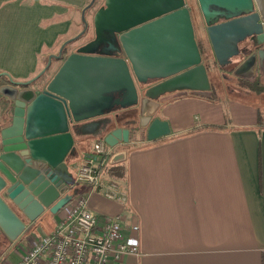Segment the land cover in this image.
I'll return each mask as SVG.
<instances>
[{
    "label": "water",
    "instance_id": "obj_1",
    "mask_svg": "<svg viewBox=\"0 0 264 264\" xmlns=\"http://www.w3.org/2000/svg\"><path fill=\"white\" fill-rule=\"evenodd\" d=\"M186 1L103 0L93 16L94 38L68 53L51 80L37 79L53 54L29 80L0 73L8 78L0 85V229L9 240L76 195L68 164L76 142L100 139L109 165L125 161L127 151L116 147L129 143L131 128L119 124V111L135 108L152 141L170 134L157 116L162 103L187 93L211 97ZM196 1L216 66L242 54L233 77L253 82L264 74V0ZM86 30L85 23L61 49ZM246 41L255 50H241Z\"/></svg>",
    "mask_w": 264,
    "mask_h": 264
},
{
    "label": "crops",
    "instance_id": "obj_2",
    "mask_svg": "<svg viewBox=\"0 0 264 264\" xmlns=\"http://www.w3.org/2000/svg\"><path fill=\"white\" fill-rule=\"evenodd\" d=\"M90 2L0 0V73L29 79L83 29L82 14L93 33V16L103 0L83 13ZM44 47L50 50L43 52ZM246 88L243 97L187 93L162 103L158 117L168 121L170 134L140 142L131 137L116 147L127 151L120 179L105 166L104 179L119 183L124 203L105 198L100 189L73 185L76 195L88 198L90 212L120 217L123 236L133 222L140 227L139 255L110 258L109 264H264V94ZM119 124L124 127L122 118ZM97 140L76 142L79 154L91 151ZM81 161L72 162L74 172ZM47 215L26 222L15 241L0 229V264H17L32 238L27 232Z\"/></svg>",
    "mask_w": 264,
    "mask_h": 264
},
{
    "label": "built area",
    "instance_id": "obj_3",
    "mask_svg": "<svg viewBox=\"0 0 264 264\" xmlns=\"http://www.w3.org/2000/svg\"><path fill=\"white\" fill-rule=\"evenodd\" d=\"M107 161L108 150L98 139L75 166L72 185L85 184L90 192L100 189L105 198L124 203L126 195L119 183L104 179ZM87 199L85 195H75L57 213L49 233L30 238L29 247L17 264H109L110 258L138 256V223L133 222L129 235L123 236L120 217L96 216L88 210Z\"/></svg>",
    "mask_w": 264,
    "mask_h": 264
},
{
    "label": "rangeland",
    "instance_id": "obj_4",
    "mask_svg": "<svg viewBox=\"0 0 264 264\" xmlns=\"http://www.w3.org/2000/svg\"><path fill=\"white\" fill-rule=\"evenodd\" d=\"M186 5L188 6V8H190V12H191V16L193 17V20H194V26H196L197 28V33L195 34L196 36V39L197 41L200 43L199 45L202 47H204V58H205V62L207 63L208 67L210 68V72H209V76H210V79L211 81L216 85L218 83L220 84H223L224 86H227V84L225 82H229L227 79L228 76H231V73L228 72L230 70V68H220L218 66H216V63H214V56L212 54V50H211V47H210V44H209V41H208V38H207V35H206V32H205V28H204V24L201 20V16H200V12L198 11V4L194 1V0H187L186 1ZM85 15V14H84ZM81 16V20H82V23H83V27L85 25V23L87 24V30L85 31V33L83 34V36L81 35L80 38H77L76 40L73 41V44H81L83 42H85L91 35H92V31H90L88 33V25H89V22L87 21L86 17L85 16ZM83 18L85 19V22L83 21ZM77 35V34H76ZM75 35V36H76ZM74 47V46H73ZM72 48V46H71ZM50 48L48 49L47 47H44V49L42 50L43 52H46V51H49ZM50 55H48L49 57ZM47 57V59H48ZM215 64V65H214ZM40 65H43V67L38 71L39 69V66ZM40 65L38 66V69L36 70L37 72H32L30 74V78H33L35 77L37 74H39L41 72V70H43V68L46 66V63L43 64V63H40ZM10 78L12 80H17L15 78H13L11 75H9ZM8 78L7 77H1L0 80H7ZM27 79V80H29ZM220 80V81H219ZM231 83V82H229ZM231 88H232V84H230ZM247 89V88H246ZM247 90H245V88H242V90L239 92H232L231 91H221V90H217L215 91L214 95H221L222 94H228V95H231V96H240V97H243ZM242 92V93H241ZM260 99H263L261 97H259ZM246 99V98H245ZM260 103H263V107H264V102H260ZM122 113L120 114V117L122 118V125H124V127L126 128H132L134 126H137L138 123H139V113L138 111L135 109V108H129V109H125L123 111H121ZM158 116V114H157ZM82 153L79 154L77 156L76 159H74L73 161H78V159L82 158ZM72 161V162H73ZM69 165V168H70V171L74 172V162ZM49 216L48 219H46L44 216V218H42L41 220H39L35 226H33L26 234L27 237H37L39 236L41 233H44L47 232L49 229H51L52 225L55 224V219L57 218V214H50V215H47ZM25 236V237H26Z\"/></svg>",
    "mask_w": 264,
    "mask_h": 264
},
{
    "label": "flooded vegetation",
    "instance_id": "obj_5",
    "mask_svg": "<svg viewBox=\"0 0 264 264\" xmlns=\"http://www.w3.org/2000/svg\"><path fill=\"white\" fill-rule=\"evenodd\" d=\"M193 27H195L194 26V20H193ZM204 28H205V26H204ZM93 38H94V30H93L92 35L85 42H83L81 44H78L75 47H73V51L75 49H77L79 46H81V45L85 44L86 42L92 40ZM195 38H196V36H195ZM196 41H197V39H196ZM197 43H198V45L200 44L198 41H197ZM72 44H73V42L72 43H69L66 46H64L62 49H61V45H60V47L58 48V50L56 51V53H53V55L55 57L51 58V61H50L49 65H48V67L46 68L45 72L37 80H51L52 79V77L56 74V72L58 71V69L62 65V63H63V61L65 59V56L68 53H70L68 50L72 46ZM246 44H247V41H246ZM246 44H245V42H241L239 44V48L241 50L243 49V50H248V51L255 50L256 46L254 45V43L247 44V45ZM60 49H61V51H60ZM199 49H200V53L202 55V62L205 64L207 70L210 72V70H209L210 68L208 67L207 63L205 62V58H204V56H205L204 50L205 49H204L203 46L201 47L200 45H199ZM243 58H245V55H242V54H239L237 57H233L232 58V63L230 65L226 66L225 68H228L229 67L230 70L228 72L231 73L232 70H233L232 67H235L238 63L236 65H234V66H232V65L235 64V62L242 61ZM46 63H47V60H46ZM214 63H216V62L214 61ZM225 68H223V69H225ZM263 77H264V74H261V73L257 72V75H256L255 80L253 82H255L258 78H263ZM209 79H210V76H209ZM226 80H228L231 83L225 82L227 84V86H224L223 84H220L221 82L215 85L211 81V79H210L209 81H210V88H211L210 89L211 90L210 92H211V95H214L215 91H217V90H221V91H228L229 90V91H231V93L232 92H238V91L240 92L242 90V88H246V86H247L248 83H253V82H249V81H245V80H240L239 78H235L232 75L231 76H228ZM4 82H6V80ZM230 84H232V88L230 87L231 86ZM163 104L160 106V109L163 106ZM130 130L131 131H130V137L129 138L136 137V138H138V141L139 142L140 141H143L144 139H146V129H145V127L143 128V127H139L137 125L135 127H132ZM78 155H79V152L78 151L75 152V156L73 157V159H76ZM69 159H71V158H69ZM12 207H13L14 210L18 211L15 206L12 205Z\"/></svg>",
    "mask_w": 264,
    "mask_h": 264
},
{
    "label": "trees",
    "instance_id": "obj_6",
    "mask_svg": "<svg viewBox=\"0 0 264 264\" xmlns=\"http://www.w3.org/2000/svg\"><path fill=\"white\" fill-rule=\"evenodd\" d=\"M246 87L250 92H252L255 95L264 94V80H260V78H258L253 83H248ZM259 119H261V114L258 115V121ZM107 171L111 176L118 179L122 178L125 174L124 167L121 164L109 165Z\"/></svg>",
    "mask_w": 264,
    "mask_h": 264
}]
</instances>
